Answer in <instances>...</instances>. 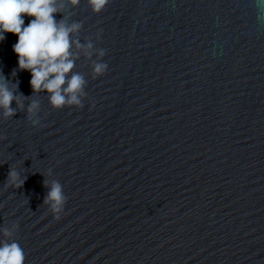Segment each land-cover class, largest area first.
<instances>
[{
    "label": "water",
    "instance_id": "95a60500",
    "mask_svg": "<svg viewBox=\"0 0 264 264\" xmlns=\"http://www.w3.org/2000/svg\"><path fill=\"white\" fill-rule=\"evenodd\" d=\"M66 14L108 68L93 79L76 61L82 108L41 93L39 126L0 115V228L18 223L25 264H264V0H110L99 14L81 0ZM17 39L0 41V72L30 97L31 74L11 75ZM44 179L63 186L59 220Z\"/></svg>",
    "mask_w": 264,
    "mask_h": 264
},
{
    "label": "clouds",
    "instance_id": "9594fccd",
    "mask_svg": "<svg viewBox=\"0 0 264 264\" xmlns=\"http://www.w3.org/2000/svg\"><path fill=\"white\" fill-rule=\"evenodd\" d=\"M81 0H0V41H4L5 34L11 33L18 37L12 50L18 57V67L12 70L15 78L18 71H28L31 74L29 84L32 95L25 97L18 93V82L12 83L0 72V115L4 119L13 118L17 109L26 111V117L33 126H39L41 121L38 113L40 102L35 97L45 93L52 109L60 110L65 107L82 108L86 98L87 80L85 76L74 71L76 61L81 55L91 60L92 78L105 74L108 65L101 62L105 50L96 48L92 39L80 40L82 23L72 21L66 14V8H76ZM110 0H87V4L94 14L101 13ZM61 19L57 20L56 15ZM30 17L25 25L24 17ZM100 32L96 40L100 39ZM95 56L96 59L92 60ZM30 99L25 110L24 99ZM15 103L16 107H12ZM51 175V172H49ZM16 170H10L7 185L20 188L25 182ZM47 189L43 204L46 205L53 217L60 219L64 211L67 197L63 186L56 180L44 179ZM18 223L10 227L0 228V264H25L26 255L20 244L13 239L18 231Z\"/></svg>",
    "mask_w": 264,
    "mask_h": 264
}]
</instances>
